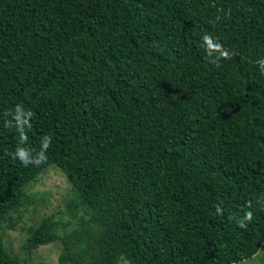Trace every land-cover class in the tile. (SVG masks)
<instances>
[{
    "label": "trees",
    "instance_id": "trees-1",
    "mask_svg": "<svg viewBox=\"0 0 264 264\" xmlns=\"http://www.w3.org/2000/svg\"><path fill=\"white\" fill-rule=\"evenodd\" d=\"M205 34L232 59L210 63ZM261 58L264 0H0V224L54 165L71 218L39 220L26 251L62 238L57 264L252 257L264 239ZM17 105L32 113L23 144ZM45 136L44 163L13 158ZM0 264H21L1 236Z\"/></svg>",
    "mask_w": 264,
    "mask_h": 264
},
{
    "label": "rangeland",
    "instance_id": "rangeland-1",
    "mask_svg": "<svg viewBox=\"0 0 264 264\" xmlns=\"http://www.w3.org/2000/svg\"><path fill=\"white\" fill-rule=\"evenodd\" d=\"M75 201L73 189L63 172L54 165L46 167L28 184L26 196L15 211H11L0 224V236L5 248L16 256L21 264H57V257L64 250L62 238L39 245L29 251L23 242L31 228L42 218L54 214L56 218H71L68 203ZM73 210L77 205H72ZM71 207V208H72ZM62 234V230H59ZM69 244L72 245L71 242ZM121 264H127L125 260ZM232 264H264V239L258 251L249 258Z\"/></svg>",
    "mask_w": 264,
    "mask_h": 264
},
{
    "label": "clouds",
    "instance_id": "clouds-1",
    "mask_svg": "<svg viewBox=\"0 0 264 264\" xmlns=\"http://www.w3.org/2000/svg\"><path fill=\"white\" fill-rule=\"evenodd\" d=\"M203 45L205 47V51L210 58V63L213 65L219 66L220 60H231L233 57V54L230 50L225 48L221 43L216 42L213 40V38L205 34L202 37ZM261 74H264V58H261L257 61ZM23 113H27L29 118H25L22 116ZM32 117V113L29 110L28 112H25L23 107L21 105H17L15 107L14 113H13V126L17 129V131L20 133L19 135V141L21 144L25 143L28 139L24 129L25 127H31L30 120ZM12 123V122H10ZM51 143V138L49 136H45L42 139V148L41 151L38 153L33 154L32 151L29 149H26L24 147H18L15 150L14 159H18L23 165L28 166L29 164L39 166L40 164L44 163L47 159L46 152L49 148ZM250 207V205H249ZM217 213L220 214L222 212V209L220 207H217ZM253 219V212L252 211H246L242 218H239L236 220V223L238 227L240 228H246L247 223L251 222Z\"/></svg>",
    "mask_w": 264,
    "mask_h": 264
}]
</instances>
